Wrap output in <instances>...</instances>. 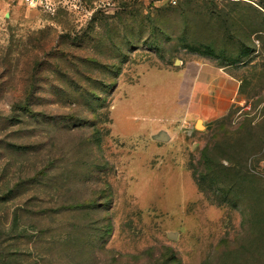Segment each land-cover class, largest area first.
<instances>
[{"label":"rangeland","instance_id":"374dc122","mask_svg":"<svg viewBox=\"0 0 264 264\" xmlns=\"http://www.w3.org/2000/svg\"><path fill=\"white\" fill-rule=\"evenodd\" d=\"M0 264H264V0H0Z\"/></svg>","mask_w":264,"mask_h":264},{"label":"water","instance_id":"95a60500","mask_svg":"<svg viewBox=\"0 0 264 264\" xmlns=\"http://www.w3.org/2000/svg\"><path fill=\"white\" fill-rule=\"evenodd\" d=\"M199 129H201V128H199ZM155 139L157 141H161V142H168L170 140V137L167 133H161L160 135L155 137ZM171 237L175 238L176 236L174 234H171Z\"/></svg>","mask_w":264,"mask_h":264},{"label":"built area","instance_id":"2783aa9c","mask_svg":"<svg viewBox=\"0 0 264 264\" xmlns=\"http://www.w3.org/2000/svg\"><path fill=\"white\" fill-rule=\"evenodd\" d=\"M37 1H39V0H26V2H28V3H36Z\"/></svg>","mask_w":264,"mask_h":264},{"label":"bare ground","instance_id":"6f19581e","mask_svg":"<svg viewBox=\"0 0 264 264\" xmlns=\"http://www.w3.org/2000/svg\"><path fill=\"white\" fill-rule=\"evenodd\" d=\"M198 127H199V128H202V124H201V123H198Z\"/></svg>","mask_w":264,"mask_h":264}]
</instances>
